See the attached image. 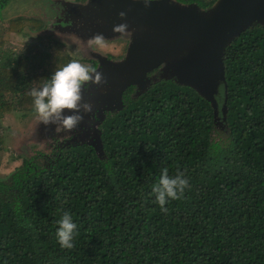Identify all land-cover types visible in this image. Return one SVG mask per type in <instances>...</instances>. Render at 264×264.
<instances>
[{
    "label": "trees",
    "instance_id": "trees-1",
    "mask_svg": "<svg viewBox=\"0 0 264 264\" xmlns=\"http://www.w3.org/2000/svg\"><path fill=\"white\" fill-rule=\"evenodd\" d=\"M42 23L8 20L15 32ZM72 59L60 39L15 49L0 38V120L34 112L29 88ZM223 61L217 113L174 78L130 85L98 125L100 149L62 141L0 177V264H264V25L235 37ZM163 168L191 185L167 212L151 193ZM62 210L77 224L72 249L55 237Z\"/></svg>",
    "mask_w": 264,
    "mask_h": 264
},
{
    "label": "water",
    "instance_id": "water-1",
    "mask_svg": "<svg viewBox=\"0 0 264 264\" xmlns=\"http://www.w3.org/2000/svg\"><path fill=\"white\" fill-rule=\"evenodd\" d=\"M59 1L70 11V22L57 25L58 34L71 37L76 43L75 51L81 49L87 57L97 58L96 68L107 81L90 85L83 93L85 102L101 105L99 119L83 114V121L73 130L81 141L97 149L101 147L98 125L105 114L103 109L121 108L123 92L130 85L139 93L156 79L174 78L206 97L216 112L215 95L221 87L226 89V46L248 26L264 25V0H214L207 7L181 0H153L148 7L140 0ZM121 11L126 13L123 19L118 16ZM120 23H127L131 36L112 31ZM96 33L103 34L106 40L126 39L124 52L111 58L89 47L87 39ZM154 68H158L157 77L156 73L148 74ZM36 120L32 131L55 129V125L45 126ZM89 132L91 139H84ZM73 140L75 136L67 142Z\"/></svg>",
    "mask_w": 264,
    "mask_h": 264
},
{
    "label": "clouds",
    "instance_id": "clouds-1",
    "mask_svg": "<svg viewBox=\"0 0 264 264\" xmlns=\"http://www.w3.org/2000/svg\"><path fill=\"white\" fill-rule=\"evenodd\" d=\"M145 7H148L153 0H140ZM123 19L126 16L124 11L118 13ZM77 26H79L77 24ZM51 30V29H50ZM114 33L132 35L128 30L127 23H120L113 26ZM89 47L104 48L106 38L101 33H96L87 39ZM107 81L102 71L96 67L81 63L78 59H72L62 66L56 68L50 77L42 82L33 84L28 92L32 98V106L39 123L55 125V133L72 132L83 121L84 115L93 112V105L84 101L83 93L90 85H102ZM70 114H65V113ZM191 185L185 173L177 169L175 175H169L167 168L161 173L152 185L151 193L154 195V203L160 206L161 211L167 212L165 205L171 200H180L184 197L186 189ZM63 211V210H62ZM58 228L55 237L60 247L72 249L73 239L76 234L77 224L68 211H63L57 221Z\"/></svg>",
    "mask_w": 264,
    "mask_h": 264
},
{
    "label": "rangeland",
    "instance_id": "rangeland-1",
    "mask_svg": "<svg viewBox=\"0 0 264 264\" xmlns=\"http://www.w3.org/2000/svg\"><path fill=\"white\" fill-rule=\"evenodd\" d=\"M50 1L51 0L45 1L47 2V4H45L44 2H42V0H12V2H10L9 5L5 7L6 9L4 8L5 10H2L3 13L1 11L2 16H0V38L5 43V45L11 46L15 49H19L26 43H35L40 39H54L56 36H59L61 41L64 40V46L68 49L72 56H78V54L80 55V53L82 54V52L80 51L72 50L73 46L71 44H68V42L73 40L71 37L65 36V34H58L57 26L54 27L53 25H51L53 22V17H50L47 20V17L49 15H47V13L54 12V10L56 9V3L52 1L51 3ZM44 6L51 7L43 8ZM14 16L39 17L42 19V22L46 24V27H41L40 29H32L28 26H25L19 32L11 31L8 26V20ZM58 25L62 24L58 23ZM48 26L51 29L50 31L48 29ZM48 32L52 34L54 33L56 36L45 37L46 34H49L50 36L52 35ZM125 47L126 39H114L106 40V46L104 48H93L106 54L107 56L108 54H112L115 57H118L124 52ZM87 58L89 57H86V59ZM80 62L83 64L89 63L82 58L80 59ZM149 73H156L155 77H157L158 68H154L152 71H149L148 74ZM221 89L222 88H220V90ZM216 101L217 113L218 109H222V105L218 100L217 95ZM96 118H98V115L96 116ZM36 119L38 118L34 112L22 116L21 112L19 111H11L6 113L0 120V133L4 136L3 145L5 146V149H3L2 154L0 155V177L6 176L7 173H9L15 166L21 163L24 157L33 154L36 149L49 150L55 144H59L56 143V139L68 137L73 133L72 131L67 133L62 132L60 134H54L55 131H51L48 128H44L43 131H40V133L37 131H32V124L38 121ZM81 127L82 126H80V128ZM91 136L92 134L91 132H89L87 137L84 139H91ZM68 139L70 138H67L65 141H67ZM77 139L79 138H75V140Z\"/></svg>",
    "mask_w": 264,
    "mask_h": 264
},
{
    "label": "flooded vegetation",
    "instance_id": "flooded-vegetation-1",
    "mask_svg": "<svg viewBox=\"0 0 264 264\" xmlns=\"http://www.w3.org/2000/svg\"><path fill=\"white\" fill-rule=\"evenodd\" d=\"M52 2H54V3H56L55 4V6H56V9L54 10V12H49V13H47V15L49 14V15H51V16H49L48 15V17H47V20L50 18V17H53V22H52V24L51 25H53L54 27H56L57 25H58V23H60V24H62V25H66V24H68L69 22H70V11L68 10V9H66V7L62 4V2L61 1H53V0H51ZM50 1V2H51ZM51 2V3H52ZM52 10V9H51ZM41 27H43V28H45L46 27V24H42V26ZM40 27V28H41ZM39 28V29H40ZM48 29H49V31H50V28H49V26H48ZM48 33H50V32H48ZM50 34H52V33H50ZM54 36H56L54 33L50 36L49 34H46V36L45 37H54ZM56 39H60L59 38V36H56L55 37ZM64 41V40H63ZM67 41H70V40H67ZM66 42V41H65ZM68 44H71L72 46H73V49L72 50H76V43L75 42H73V40L72 41H70V42H68ZM79 51L80 52H84V51H82L81 49H79ZM78 56L80 57V58H82V59H85L87 62H89L88 63V65H91V66H93V67H97L98 66V64H99V60L97 59V58H93V57H89V58H87L86 59V57H87V55L85 54V53H80V55L78 54ZM108 56H110V57H115L114 55H112V54H108ZM133 89H134V91H135V86L133 87ZM100 110H101V105L100 104H94L93 105V112H89V113H87L89 116H91V119H97L96 118V116H97V112H100ZM113 110H115V109H113ZM103 111H104V117L106 116V114H107V112L108 111H112V110H107V109H103ZM93 114V115H92ZM96 115V116H95ZM103 117V118H104ZM98 119H99V116H98ZM82 129H85L86 128V126H82L81 127ZM54 134H55V132H54ZM60 134V133H59ZM72 136H75V138H79V136H78V134L77 133H75V132H73L72 134H70V136H68V137H65V138H62V139H56V143H59V142H62V141H65L67 138H71ZM75 141V140H74Z\"/></svg>",
    "mask_w": 264,
    "mask_h": 264
}]
</instances>
